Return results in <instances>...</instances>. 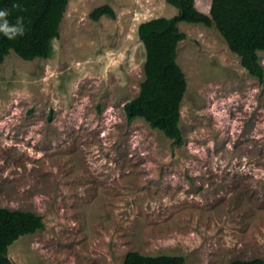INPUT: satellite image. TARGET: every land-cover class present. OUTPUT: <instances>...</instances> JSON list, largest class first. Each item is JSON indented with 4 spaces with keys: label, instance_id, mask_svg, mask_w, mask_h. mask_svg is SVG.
Masks as SVG:
<instances>
[{
    "label": "rangeland",
    "instance_id": "obj_1",
    "mask_svg": "<svg viewBox=\"0 0 264 264\" xmlns=\"http://www.w3.org/2000/svg\"><path fill=\"white\" fill-rule=\"evenodd\" d=\"M103 5L116 18L91 20ZM177 14L167 0H70L50 58L0 65V207L45 224L10 246L14 264L264 260V81L221 34L178 25L180 145L127 119L145 78L138 27Z\"/></svg>",
    "mask_w": 264,
    "mask_h": 264
},
{
    "label": "trees",
    "instance_id": "obj_2",
    "mask_svg": "<svg viewBox=\"0 0 264 264\" xmlns=\"http://www.w3.org/2000/svg\"><path fill=\"white\" fill-rule=\"evenodd\" d=\"M70 0H0V11L15 25L23 18L24 34L9 40L0 33V65L11 52L24 61L48 59L54 41L60 39V26ZM178 10L172 18H157L138 27L146 59L140 93L124 106L129 121L143 119L152 129L162 132L175 145L184 141L180 127L181 104L187 82L177 62V49L186 39L178 25L181 22L215 28L229 50L240 59L241 66L260 82L264 81V0H212L209 14L196 7V0H167ZM18 6V7H15ZM116 18L109 5L97 7L90 19ZM3 21H0L2 23ZM43 217L29 211L0 207V264H14L8 256L10 246L24 236L44 230ZM184 256H145L129 252L124 264H185ZM230 264H264L263 259L233 261Z\"/></svg>",
    "mask_w": 264,
    "mask_h": 264
},
{
    "label": "clouds",
    "instance_id": "obj_3",
    "mask_svg": "<svg viewBox=\"0 0 264 264\" xmlns=\"http://www.w3.org/2000/svg\"><path fill=\"white\" fill-rule=\"evenodd\" d=\"M7 15L6 11H0V21H3L0 23V33H3L9 40L22 36L24 34L23 18L19 17L15 25H10L6 19Z\"/></svg>",
    "mask_w": 264,
    "mask_h": 264
}]
</instances>
